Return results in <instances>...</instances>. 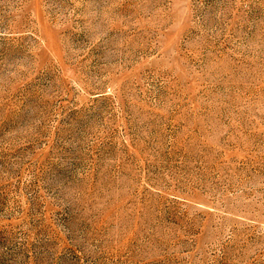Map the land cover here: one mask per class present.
Here are the masks:
<instances>
[{"label":"rangeland","instance_id":"1","mask_svg":"<svg viewBox=\"0 0 264 264\" xmlns=\"http://www.w3.org/2000/svg\"><path fill=\"white\" fill-rule=\"evenodd\" d=\"M0 264H264V0H0Z\"/></svg>","mask_w":264,"mask_h":264}]
</instances>
